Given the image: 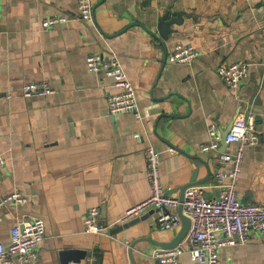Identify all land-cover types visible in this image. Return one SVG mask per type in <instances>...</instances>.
Returning <instances> with one entry per match:
<instances>
[{"label":"crops","instance_id":"0c3cea01","mask_svg":"<svg viewBox=\"0 0 264 264\" xmlns=\"http://www.w3.org/2000/svg\"><path fill=\"white\" fill-rule=\"evenodd\" d=\"M93 2L95 24L76 16L78 0H0V151L6 159L0 196L20 189L27 197L0 209V242L9 245L17 222L38 217L46 233L34 264H157L150 251L181 229H160L152 213L114 227L112 234L130 240V249L108 235L85 233L84 217L99 207L104 221H115L150 195L151 146L161 151L170 194L181 197L187 185L203 186L207 197L220 194L217 175L229 165L199 148L210 141L212 124L223 132L255 98L257 111L264 108V0ZM180 11L186 12L182 24L162 38L160 17ZM56 13L71 21L43 29V17ZM177 42L194 45L198 56L169 63ZM96 52L119 55L141 117L109 113L108 95L118 88L104 71L88 70L86 57ZM241 60L251 63L250 76L235 91L217 69ZM42 80L54 93L23 95L25 82ZM237 193L244 203L264 204V137L246 148ZM220 257L222 264H264L262 236L254 233ZM180 264L203 263L186 254Z\"/></svg>","mask_w":264,"mask_h":264},{"label":"built area","instance_id":"2783aa9c","mask_svg":"<svg viewBox=\"0 0 264 264\" xmlns=\"http://www.w3.org/2000/svg\"><path fill=\"white\" fill-rule=\"evenodd\" d=\"M159 1V0H155ZM77 17L95 24V5L93 0H78ZM71 21L66 13L47 15L42 19V28ZM264 37V27H263ZM198 56L192 44L177 42L167 53V61L173 64H189ZM90 72L104 71L113 78L117 92L108 95V111L111 115L132 112L141 117L137 90L128 77L127 71L118 54L107 57L102 53H91L86 57ZM260 66L264 78V60ZM251 63L245 60L222 64L217 72L233 90H239L250 76ZM54 87L48 80L25 82L22 93L26 97L47 96L54 93ZM253 99L243 109L231 126L225 140L227 148L235 145L234 150H222V132L215 125L209 127L210 141L200 145L201 152H215L219 160L229 165L228 170L218 172L219 195L207 197L201 185L189 186L185 190L184 201L179 196L167 194L161 176V151L151 146L146 150L147 178L150 195L140 203L126 209L115 221L102 219L99 207L90 208L84 217V232L88 234L108 235L131 249L132 242L118 239L112 229L127 224L152 212L156 225L165 231L182 228L179 213L183 205V214L191 220V228L185 239L172 248L154 247L150 256L157 264H180L183 255L203 264H222L220 252L226 247L244 245L250 242L254 233H259L264 242V204L244 203L237 193V185L243 168L247 147H252L264 137V108L257 111ZM175 152V148H170ZM6 166L4 153L0 151V181L2 170ZM27 197L20 189L0 196V209L8 203L22 205ZM46 226L43 219L33 217L17 222L12 229V241L9 245L0 242V264H34L39 258V247L45 237Z\"/></svg>","mask_w":264,"mask_h":264},{"label":"water","instance_id":"95a60500","mask_svg":"<svg viewBox=\"0 0 264 264\" xmlns=\"http://www.w3.org/2000/svg\"><path fill=\"white\" fill-rule=\"evenodd\" d=\"M169 15H170V13L167 12L164 15H162L159 19L158 29L161 32V37L164 39H168L170 37V34L173 32L172 26L174 24H182V22L184 20V16L186 15V12L180 11L176 17H173L171 19H168ZM153 34H155V33H153ZM231 126L222 132V137H223V139H222V150L223 151L227 150V143H226L225 138H226L227 134L230 132ZM193 181H196V180H193ZM190 186H193V185H190ZM188 187H189V185H187L186 187H184L182 189V195L180 197L182 202L184 201L185 190ZM170 193H171L170 191H167V194H170ZM179 213L182 217V222H183L182 228H181L179 234L175 237V239H173L171 242L163 243V246H165V248H172V247L179 245L185 239V237L188 235V233L190 231L191 220L183 214V205L182 204L180 205ZM144 216L148 217L149 214H146ZM144 216L141 218H144ZM141 218L135 219L129 223L140 220ZM127 224H124V225H127ZM119 228H121V226L120 227L118 226L116 230H118Z\"/></svg>","mask_w":264,"mask_h":264}]
</instances>
